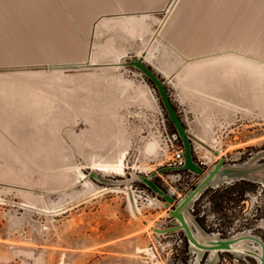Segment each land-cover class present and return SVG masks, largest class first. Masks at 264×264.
Returning a JSON list of instances; mask_svg holds the SVG:
<instances>
[{"label":"rangeland","instance_id":"obj_1","mask_svg":"<svg viewBox=\"0 0 264 264\" xmlns=\"http://www.w3.org/2000/svg\"><path fill=\"white\" fill-rule=\"evenodd\" d=\"M171 1L151 11L158 16L157 27L145 56L163 79L174 74L179 61L160 46L162 17ZM148 15L134 14L131 22L145 30ZM4 17L5 22L0 16V66L77 63H3L9 59L3 52L27 51L28 44L46 45L52 37L47 31L50 15L24 8ZM136 41H141L139 35ZM91 45L92 64L121 58L109 48L98 59ZM238 59L241 63L227 60L221 69L235 73L247 92L238 115L224 113V121H216L219 126L212 128L181 91L174 90L172 101L184 108L190 122L201 116L196 120L203 126L200 130L213 136H202L209 141L204 152L216 148L218 160L225 157L229 165H263L252 174L256 188L247 190L242 202L236 190L233 208L226 213L208 196L204 198L201 213L216 230L208 233L223 237L221 231L230 223L227 237L250 232L264 238V62ZM207 69H187L194 77L181 82L198 79L205 84ZM176 82L171 85L177 87ZM172 131L158 90L133 65L0 71V264H258L255 257L243 253L224 251L214 256L187 247L182 230L159 235L155 227L176 224L170 214L175 204L164 206L161 196L151 206L141 200L145 214L154 220L146 229L143 215L132 213L129 193L121 190L126 186L87 178L90 170L120 178L168 166L172 153L167 134ZM122 153H126L125 175L93 169L94 163L115 162ZM167 170L155 176L166 190L160 174L172 173ZM83 172L86 177L80 178ZM183 181L196 179L185 174ZM241 223L248 225L240 227ZM245 246L260 250L254 242ZM142 247L150 250L140 251Z\"/></svg>","mask_w":264,"mask_h":264},{"label":"crops","instance_id":"obj_2","mask_svg":"<svg viewBox=\"0 0 264 264\" xmlns=\"http://www.w3.org/2000/svg\"><path fill=\"white\" fill-rule=\"evenodd\" d=\"M167 2L0 0L3 22L6 14H17L19 9L24 8L52 17L47 24V31L52 37L46 45L31 43L27 51H5L3 55L7 54L9 59H3V63L82 62L89 58L92 38L98 59L103 53H108L109 48H112L114 55L121 57L139 54V50L153 44L152 31L157 27L158 16L151 11L165 7ZM145 12H150V15L144 19L146 28L142 30L131 20L134 14ZM162 18L160 46L175 54L179 60L174 74L164 76L171 98L174 90L181 91L193 111L205 116L204 119L212 124V128L219 126L216 121L225 119L224 113L238 115L243 104L242 98L247 96V92L240 88V80L238 76L235 77V73L221 69L227 60L241 63L239 56L264 62V0H179L169 15ZM138 35L141 41L136 43ZM109 40L112 42L110 45L104 44L103 41ZM40 55L49 58L39 59ZM145 61L155 69V65L146 57ZM191 68H208L205 84L198 79L189 83L181 82L190 77L193 79V73L185 71ZM174 80L177 81V87L171 85ZM175 103L191 138H213L200 130L203 126L196 120L201 116L190 122L188 115L183 114L184 108ZM193 129H197L200 135L193 133ZM204 142L209 143L206 139Z\"/></svg>","mask_w":264,"mask_h":264},{"label":"water","instance_id":"obj_3","mask_svg":"<svg viewBox=\"0 0 264 264\" xmlns=\"http://www.w3.org/2000/svg\"><path fill=\"white\" fill-rule=\"evenodd\" d=\"M93 43V38L92 41ZM148 49H144L142 54H126L117 61L100 62L92 64L90 57L92 53V45L90 48V55L86 61L77 63H59V64H36V65H14V66H0V71L3 70H32L39 68H77V67H91V66H117V65H133L141 70L147 77H149L155 84L158 90L164 107L173 122L178 135L180 136L184 148H185V163L181 168L190 169L201 177L198 183L188 191L184 197L176 202L175 196L171 195L166 189H164L156 180L155 176L159 171L170 169V166L161 167L159 170H155L150 174H143L139 172H131L130 176L115 178L107 177L102 173L95 170H90L87 173V178H93L94 180L108 184L126 186L134 210H136V203L131 188V184L135 181H140L154 191L157 197L161 196L164 201V206L168 207L172 203H175L173 208H170V214L175 219L176 224L159 228L155 227V231L160 233H170L174 231L182 230L189 242V245L205 252H212L214 256L218 255L219 250L243 253L251 255L258 260V264H264V238L250 233L243 232L235 234L229 237H221L211 235L202 226V224L195 218L191 207L195 205L196 201L200 198L204 191L210 186L221 181H233L237 179H251L254 171L261 168L259 166H236L229 165L226 162L225 157H221L213 166L204 169L203 166L195 161L192 150V138L190 131L185 125L180 113L175 107L172 98L169 94L166 81L159 75V73L145 61V56L148 53ZM218 154V150H214ZM246 242H254L260 246V250H253L245 246Z\"/></svg>","mask_w":264,"mask_h":264},{"label":"built area","instance_id":"obj_4","mask_svg":"<svg viewBox=\"0 0 264 264\" xmlns=\"http://www.w3.org/2000/svg\"><path fill=\"white\" fill-rule=\"evenodd\" d=\"M177 0H172L169 4V6L166 9V13L164 14V17L168 16L169 13L173 10ZM171 96V95H170ZM182 101H180L181 103ZM168 137L171 143V153L172 157L170 161L168 162V166H170V170L172 173H161L163 180L168 185L167 191L175 196L176 202L181 200L184 195L190 191L196 183H198L201 175L197 174L196 172L181 168V166L185 163V148L183 145V142L181 141L180 136L177 132H168ZM205 142L201 138H192V150L193 155L195 158V161L204 167L205 170L213 166L218 161V154L214 152V150H217L216 148H211L208 150V152H204L203 148ZM168 171V170H167ZM192 175V177H195L196 181L189 182V181H183L184 175ZM143 185V186H142ZM136 185L135 183L131 184V188L133 191L134 199L136 206L142 205L141 200H147L148 202L152 200H159V197L154 193L153 190H151L148 186L142 184ZM221 183H216L213 186L219 187ZM175 203H172L173 205ZM191 210H195V205L191 207ZM205 213V212H204ZM202 216V213L200 214ZM204 215V214H203ZM216 231V230H215ZM213 231V232H215ZM159 233V235H165L167 233ZM215 234V233H214ZM224 252V251H221Z\"/></svg>","mask_w":264,"mask_h":264},{"label":"trees","instance_id":"obj_5","mask_svg":"<svg viewBox=\"0 0 264 264\" xmlns=\"http://www.w3.org/2000/svg\"><path fill=\"white\" fill-rule=\"evenodd\" d=\"M148 80L153 84V86L156 88V84L148 77ZM160 95V94H159ZM161 103L164 107V104L162 102L161 99ZM176 107V106H175ZM164 110L166 111L165 107ZM167 113V111H166ZM167 118L170 121L172 130L174 132H177L173 122L171 121L168 113H167ZM182 141V140H181ZM256 188V183L253 182L250 179H237L232 181L231 183H225L223 184L222 187L219 188H214L213 186H210L209 188H207L206 191L203 192V194L200 196V198L196 201L195 203V210L192 211L195 218L202 224V226L208 231V232H213L215 231L214 225L213 223H207L208 221V217L207 214L204 213V215H200L201 211H202V205L201 202L204 201L205 197H209L208 200L213 201L214 205L216 207L219 208V210L223 213H226L228 210L232 209L233 206L230 205L233 202V197L232 194L236 193V190H238L237 192H239L240 194V201H244L245 200V192L247 190H254ZM227 228H224L221 231V235L223 237H227L228 233L231 231V224H225ZM247 223H241V226H246L247 227ZM183 232V231H182ZM183 236H184V240H185V244L188 247L189 246V242L183 232Z\"/></svg>","mask_w":264,"mask_h":264},{"label":"bare ground","instance_id":"obj_6","mask_svg":"<svg viewBox=\"0 0 264 264\" xmlns=\"http://www.w3.org/2000/svg\"><path fill=\"white\" fill-rule=\"evenodd\" d=\"M203 141H204V139H203ZM94 164L95 165L93 166V169L100 170V171H102L104 173H107V171H112V172H114L116 174H119V175H125L126 174V153H122L120 155V157L115 162H102V161H100V162H97V163H94ZM85 177H86V173H84V172L81 173L80 178H85ZM121 190L124 191L127 194L129 193L127 187H124V189L122 188ZM129 196L130 195L128 194V198H129ZM129 202H130V207H131L132 213L135 215V217L136 216L139 217V215H141V214L143 215L144 220L141 219V221L144 222L143 227H145L146 229L151 227V225H153V223H154L153 222L154 220H152L151 218H149L145 214V212H144L145 205H138V206H136V210H134L130 198H129ZM152 204H155V201L152 200V199L149 202H147L148 206H151ZM249 248H251V247H249ZM139 249H140V251H142V250L149 251L150 250L149 248H143V247L139 248ZM253 250H257V248L256 249L253 248ZM221 251H224V250H219V252H221Z\"/></svg>","mask_w":264,"mask_h":264},{"label":"flooded vegetation","instance_id":"obj_7","mask_svg":"<svg viewBox=\"0 0 264 264\" xmlns=\"http://www.w3.org/2000/svg\"><path fill=\"white\" fill-rule=\"evenodd\" d=\"M250 180H251V179H250ZM233 181H234V180H233ZM229 182L231 183L232 181H227L226 183H229ZM222 184H225V182H222ZM222 184H221V185H222ZM221 185H220V186H221ZM220 186H219V187H220ZM213 187H214V186H213ZM214 188H216V187H214Z\"/></svg>","mask_w":264,"mask_h":264}]
</instances>
